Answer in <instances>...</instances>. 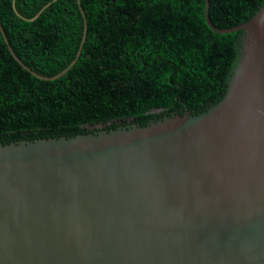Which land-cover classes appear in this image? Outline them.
I'll use <instances>...</instances> for the list:
<instances>
[{"label":"water","instance_id":"1","mask_svg":"<svg viewBox=\"0 0 264 264\" xmlns=\"http://www.w3.org/2000/svg\"><path fill=\"white\" fill-rule=\"evenodd\" d=\"M203 3L212 32H239L206 111L0 144V264H264V5L219 29ZM86 28L52 77L0 33L51 81Z\"/></svg>","mask_w":264,"mask_h":264},{"label":"trees","instance_id":"2","mask_svg":"<svg viewBox=\"0 0 264 264\" xmlns=\"http://www.w3.org/2000/svg\"><path fill=\"white\" fill-rule=\"evenodd\" d=\"M219 29L247 21L264 0H208ZM15 10L26 19L19 18ZM203 0H0V144L72 137L127 120L144 126L225 94L239 32L216 34ZM159 112H154L155 110ZM119 122V123H118ZM108 123H111L110 125Z\"/></svg>","mask_w":264,"mask_h":264}]
</instances>
